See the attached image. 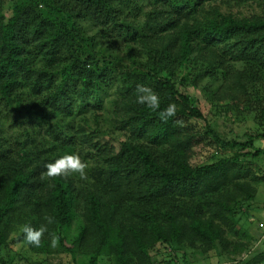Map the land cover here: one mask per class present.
Segmentation results:
<instances>
[{"label": "trees", "instance_id": "trees-1", "mask_svg": "<svg viewBox=\"0 0 264 264\" xmlns=\"http://www.w3.org/2000/svg\"><path fill=\"white\" fill-rule=\"evenodd\" d=\"M253 3L259 13L233 11ZM187 65L193 86L216 82L213 94L229 110L257 107L264 119V0H0V245L48 215L42 247L21 231L16 240L46 252L55 233L59 248L76 246L87 264H174L181 248L208 252L216 243L248 250L230 236L235 206L264 183V171L249 168L264 149L210 128L173 80ZM137 85L156 92L160 110L175 103L177 115L165 123L138 104ZM112 89L110 125L124 137L115 142L98 113ZM191 120L204 121L218 145L210 163H190L202 138ZM70 153L87 164V179L44 175L46 163ZM78 204L83 226L68 245ZM239 262L262 264L264 251Z\"/></svg>", "mask_w": 264, "mask_h": 264}, {"label": "rangeland", "instance_id": "rangeland-1", "mask_svg": "<svg viewBox=\"0 0 264 264\" xmlns=\"http://www.w3.org/2000/svg\"><path fill=\"white\" fill-rule=\"evenodd\" d=\"M10 3L11 1H8L5 6L7 15L10 14L8 6ZM233 11H237L236 13L239 15H249L251 13H259L260 9L253 3ZM142 20V16L137 19L139 22ZM116 47L117 46H114V48ZM124 51L125 50L121 47L120 54H122V56H124ZM194 73L195 68L191 65H187L174 76L173 80L181 91L190 95L194 105L199 108L210 128L225 141L242 143L251 138L253 147H248V150L253 151L259 148L256 146V142L264 140V119L260 117V112L257 107L239 111L229 110L225 102L218 100L217 96L213 94L216 92L218 84L207 79H202L197 86H193L191 84V79ZM114 98L115 92L114 89H112L105 98L103 104L104 110L98 112L101 114V117H99L100 125L107 130L108 136H105V138L113 142L124 138L120 132L110 125L114 118L112 114V100ZM87 107H89V111L85 114V118H89V123L92 124V104L90 103ZM79 118L80 117H76V122L79 121ZM81 123H83V121ZM191 123L192 127L202 134V138L195 146L190 163L192 166L210 163L216 156L220 155V152L217 151L218 145L209 135L204 134L206 130L204 121L191 120ZM10 132L11 130L9 133ZM236 150V148L227 149L221 154L230 156L235 153ZM216 152L218 153L216 154ZM250 160H252V162L250 161L251 164L249 168H251L256 176H261L262 173L260 172L264 171V156L255 157ZM253 187L255 188L253 200H245L240 206H235L237 226L230 236L232 241L242 240L248 242L249 245L248 248H246L248 250L244 251V253L250 252L247 258L260 251H264V242H261L258 246L252 245L258 240L257 222L264 219V183L262 181H255L253 182ZM77 206V208L75 207L76 212L74 219L66 232L65 238L68 245L76 240L78 232L83 226L81 208L79 204ZM19 231L20 229L11 233L9 239L4 244L0 245V264H87L86 257L77 251L76 246L74 247L73 254H68L59 247H50L46 252H35L25 243L16 240V234ZM181 251L184 253V258L180 252L177 253V257H174V264H179L182 260L186 264H244V262H239L243 252L241 254L223 252L217 243L208 252L186 247L181 248ZM153 254L155 256L156 252H153ZM160 257L161 256L158 255L157 259H160ZM102 263L108 264V260L105 257H100L99 264Z\"/></svg>", "mask_w": 264, "mask_h": 264}, {"label": "clouds", "instance_id": "clouds-1", "mask_svg": "<svg viewBox=\"0 0 264 264\" xmlns=\"http://www.w3.org/2000/svg\"><path fill=\"white\" fill-rule=\"evenodd\" d=\"M136 102L144 105L149 110L157 112L159 118L167 123L168 120L177 115V105L175 103H169L165 108L160 110V98L156 92L146 85H137ZM159 110V111H158ZM181 123V121H177ZM256 146L264 149V140L256 142ZM45 173L48 178L64 177L67 178L73 174L78 173L81 179H87L86 168L87 164L83 162L80 156L76 153L65 154L57 157L55 160L46 163L44 165ZM45 223L39 227H33L31 224H24L21 226V233L27 244L36 248L43 246L44 234L49 231L48 225L54 222L51 216L46 215L44 217ZM50 246L57 248L60 244V236L55 233H49Z\"/></svg>", "mask_w": 264, "mask_h": 264}, {"label": "built area", "instance_id": "built-area-1", "mask_svg": "<svg viewBox=\"0 0 264 264\" xmlns=\"http://www.w3.org/2000/svg\"><path fill=\"white\" fill-rule=\"evenodd\" d=\"M257 230L259 235L257 242L253 243L254 246H258L261 242H264V219L257 222ZM249 253H250L249 251L248 253H243L241 255V259H245Z\"/></svg>", "mask_w": 264, "mask_h": 264}, {"label": "crops", "instance_id": "crops-1", "mask_svg": "<svg viewBox=\"0 0 264 264\" xmlns=\"http://www.w3.org/2000/svg\"><path fill=\"white\" fill-rule=\"evenodd\" d=\"M259 234V233H258Z\"/></svg>", "mask_w": 264, "mask_h": 264}]
</instances>
